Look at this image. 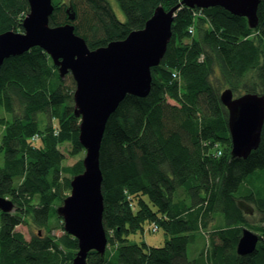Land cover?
<instances>
[{"label":"trees","instance_id":"obj_1","mask_svg":"<svg viewBox=\"0 0 264 264\" xmlns=\"http://www.w3.org/2000/svg\"><path fill=\"white\" fill-rule=\"evenodd\" d=\"M180 1L116 0L121 20L109 0H53L49 24L72 23L94 49L142 28L156 6L168 10ZM28 10L27 0H0V32L22 31ZM257 15L250 28L245 17L220 6L182 5L175 12L166 52L151 67L149 94H127L106 122L99 166L107 245L103 255L90 251L88 264H264V124L257 149L246 158L231 157L220 101L227 87L264 95V0ZM74 89L70 73L60 77L38 46L0 68V196L14 204L11 212L0 211V264H70L78 249L56 212L71 178L83 171L82 159L65 165L60 150L66 143L69 156L84 149ZM239 199L254 205L258 224L247 221ZM215 215L222 225L210 231L206 255L189 259L194 232ZM29 221L45 234L26 239L16 227ZM152 224L168 236L161 246L129 241ZM244 226L259 241L252 253L238 255ZM55 228L62 234L51 233Z\"/></svg>","mask_w":264,"mask_h":264},{"label":"water","instance_id":"obj_2","mask_svg":"<svg viewBox=\"0 0 264 264\" xmlns=\"http://www.w3.org/2000/svg\"><path fill=\"white\" fill-rule=\"evenodd\" d=\"M29 10L22 20V31L0 32V68L11 56L38 46L58 68L60 77L70 73L75 81L74 115L79 118L78 139L85 150L83 171L70 180V193L56 207L64 231L77 240V251L70 264H88L87 255L94 250L103 255L107 236L102 224V172L99 166L100 146L106 122L127 94L146 97L151 89V67L163 58L171 38L175 12L186 7L220 6L247 19L250 28L258 23L260 0H181L168 10L154 8L140 29L130 31L123 39L90 49L77 35L70 22L51 26L53 0H27ZM67 8L68 17L74 12ZM220 101L227 109V125L231 139L230 156L246 158L257 149L264 124V95L245 92L238 96L227 87L220 92ZM244 214L253 207L237 200ZM13 202L0 196V211L11 212ZM259 241L257 232L242 228L236 244L238 255L252 253Z\"/></svg>","mask_w":264,"mask_h":264},{"label":"rangeland","instance_id":"obj_3","mask_svg":"<svg viewBox=\"0 0 264 264\" xmlns=\"http://www.w3.org/2000/svg\"><path fill=\"white\" fill-rule=\"evenodd\" d=\"M111 7L113 11L115 12L116 16L119 19H124V14L122 10L120 9L118 3L116 0H109ZM241 92L238 91H233L234 96L240 95ZM40 117H43L42 115ZM2 131V127L0 126V134ZM71 146L66 143L60 146V150L65 154V159L63 163L65 165H72L74 164L77 160L83 159L85 155V150L83 149L79 154L76 156H69L67 152L70 150ZM69 177V175H66ZM264 184V180H263ZM70 193V191L67 192V195ZM253 207V213L251 215L245 214L247 221L250 224H258L259 220V214L255 211L254 205L249 203ZM14 210V209H13ZM12 210V211H13ZM149 225V224H148ZM148 225L145 226V231L141 233H136V234H131L128 239L131 242H140L144 241L147 244L151 246H161L164 242V239L167 238L168 236L164 233L162 229H159L157 231H150L148 230ZM222 225V218L220 215H215L214 219L209 221L208 226L206 229L198 230L194 232V241L188 245L187 249V256L189 259H193L197 256L200 255V253L203 251V253L206 255V252L208 251V235L210 231H212L214 228H218L219 226ZM252 231H255L251 229L250 227L244 226ZM16 230L20 231L23 233L24 237L26 239H30L32 234L34 233H39V234H45L46 230L44 228H38L34 224H32L30 221L29 223H22L16 227ZM62 230L55 228L52 230L51 233H54L56 235L62 234ZM256 232V231H255Z\"/></svg>","mask_w":264,"mask_h":264},{"label":"built area","instance_id":"obj_4","mask_svg":"<svg viewBox=\"0 0 264 264\" xmlns=\"http://www.w3.org/2000/svg\"><path fill=\"white\" fill-rule=\"evenodd\" d=\"M193 32H194V28L191 26V27L189 28V33H193ZM172 78L175 79V80H177L178 82H180L179 72H178V71H173V72H172ZM37 137H38V135H35L33 138L36 139ZM216 153H217V155H220V154H221V151L218 150ZM157 228H158V227H157L156 224H152V225L150 226L151 231H156Z\"/></svg>","mask_w":264,"mask_h":264}]
</instances>
